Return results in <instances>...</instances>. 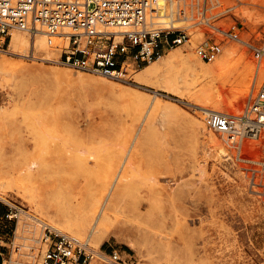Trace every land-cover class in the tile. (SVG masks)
Returning <instances> with one entry per match:
<instances>
[{"label":"rangeland","instance_id":"obj_1","mask_svg":"<svg viewBox=\"0 0 264 264\" xmlns=\"http://www.w3.org/2000/svg\"><path fill=\"white\" fill-rule=\"evenodd\" d=\"M218 1L229 8L218 25L227 30L236 26L244 41L264 43V0ZM188 33L189 42L163 51L156 65L131 60L140 68H133L129 78L147 66L172 74L168 82L154 78L143 86L75 70L58 63L57 52L52 61H43L31 47L14 54L8 40L0 52V252L6 264H43L56 235L94 250L128 249L142 264H171L164 253L169 249L186 263L263 264L264 131L261 139L245 138L244 147L231 145L208 130L205 110L196 103L241 114L264 82V58L240 42L225 40L222 55L203 62L195 51L209 30L195 26ZM22 34L31 42L40 36ZM230 50L236 53L227 79L234 84L226 89L233 90L224 104L207 101L201 91L209 89L210 69ZM180 55L191 56L205 74L201 82L185 69ZM4 60L10 63L7 69ZM62 69L70 78L54 76ZM249 76L254 77L251 91L243 93ZM223 81L216 77L214 85L222 88ZM134 91L138 95L133 97ZM159 99L169 110L149 109ZM210 136L221 145H212ZM36 166L43 171L35 177L36 185L54 184L56 191L15 190L16 184L30 183L27 173ZM73 182L86 184L87 191L71 195L61 190ZM113 183L118 193L108 210V235L104 225L93 231L92 224L101 204L110 203V196L105 197ZM45 233L51 235L48 242ZM143 244L163 253L150 260ZM89 264L100 263L94 259Z\"/></svg>","mask_w":264,"mask_h":264},{"label":"built area","instance_id":"obj_2","mask_svg":"<svg viewBox=\"0 0 264 264\" xmlns=\"http://www.w3.org/2000/svg\"><path fill=\"white\" fill-rule=\"evenodd\" d=\"M229 12L218 0H0V52L12 31L45 34L49 45L64 39L58 63L75 70L123 80L129 60L151 64L163 51L189 42L188 31L209 30L196 48L203 62L223 53L225 40L240 42L256 58H264V43L244 41L236 26L227 30L218 23ZM205 124L231 145L245 138L261 139L264 131V82L241 114L208 113ZM51 235L45 233V242ZM1 247V243H0ZM142 264L130 250L107 247L94 250L63 235L55 236L43 264ZM264 264V258H263Z\"/></svg>","mask_w":264,"mask_h":264},{"label":"bare ground","instance_id":"obj_3","mask_svg":"<svg viewBox=\"0 0 264 264\" xmlns=\"http://www.w3.org/2000/svg\"><path fill=\"white\" fill-rule=\"evenodd\" d=\"M15 32H20V31H12L11 32V35H12V38H11V41H10V45H9V48L13 51L14 54H23L24 52H27V50L29 49V47H31V50L32 51H35L37 54H41L42 55V59L43 61L44 60H49V61H52L53 59V53L57 52L58 53V56L60 57L61 55V49L63 47V40L59 39L57 40V42L55 43V45L51 46L49 45V42H48V39L46 38L45 34L42 33V32H39L38 34L40 36H36L34 38V41L31 42L30 39L28 37H26L25 35H23L22 33H15ZM66 45H67V42H66ZM33 52V58H37L35 56V54ZM235 51L234 50H230V51H227V56H225L226 58L224 60H221V61H218L214 67H212L210 69V73L212 74V78H211V81L208 82V86H209V89L207 91L203 90L201 92H203L202 96L207 100V101H217L216 99H219L218 101H221L222 103L227 99V97L229 96L228 95V92L229 91H232L233 88H230L229 90L226 89V86L227 85H231V87H233V84L234 83H229L230 80H228V75H229V72H230V69H231V60H232V57L235 55ZM162 58V56H160L158 59H156L155 61L152 62V64L156 65L160 59ZM173 58V57H172ZM182 65L185 67V69L187 71H189L190 73H192L196 79L200 80L201 82V79L205 76V74L201 71H198L197 68L194 67L193 65V60L191 59V56L190 58L188 57H185V55H180L179 57ZM171 61V60H170ZM55 62V61H54ZM173 62V61H172ZM169 63V62H168ZM2 66L4 69H7L10 67V63L7 61V60H4L3 63H2ZM133 68H140L138 67V65L136 63H134L133 61L129 60L126 62V64L124 65V70H123V73H124V77H123V80L125 82H132V84L136 85V86H143L145 84H148L150 83L154 78L157 80H162V81H165V82H168L170 80L173 79L172 77V74L170 71H167V72H164V73H160V69L158 67H153L151 68L150 66H147L145 67L144 69H142L141 71H137V72H133L129 78V74H130V71L133 69ZM56 69V68H55ZM139 72V73H138ZM142 72V73H140ZM232 73V72H231ZM70 74V73H69ZM69 74L64 71L63 69L62 70H56L54 72V76L57 77L58 79H64V78H67L69 76ZM223 78L224 81H223V87H219L217 85H214V80L215 78ZM254 78V77H253ZM251 76L247 77L246 80H245V85L243 86V90L242 92L243 93H249L251 91V87H252V79H253ZM240 79H237V81L239 82ZM206 81V79H205ZM236 82V81H235ZM254 82V81H253ZM64 83V82H63ZM205 85V84H204ZM254 87V86H253ZM253 89V88H252ZM115 93L118 94V90H115ZM199 93H200V90H199ZM201 94V93H200ZM135 95H138L137 92H133V97ZM198 96V95H197ZM249 96V95H248ZM202 99V98H201ZM197 100H200V97L197 99ZM203 100V99H202ZM201 100V101H202ZM132 102H136V98H132L131 99ZM217 101V102H218ZM164 101L162 99H159L158 101H152V103L150 104V108L149 109H153V110H160V109H168L169 105H167L168 103L165 104V102L163 103ZM200 103V101H199ZM212 103V102H211ZM170 104V103H169ZM224 104V103H223ZM173 105V104H172ZM196 105L198 107H201L202 109L205 110V114L207 115L208 113H227L228 109L226 107H221V106H218V105H215L213 108H211V106L209 107L208 105H199L198 103H196ZM175 109L176 111H178L179 113L183 114L181 112V107L179 105H176L175 104ZM169 110V109H168ZM178 114V113H177ZM175 114V116L177 115ZM169 115V114H168ZM205 115V116H206ZM180 116V115H179ZM197 121V120H196ZM197 127V125H195ZM199 126V125H198ZM209 142L212 144V145H221V143L219 142V140L217 139V137L215 136H210L209 138ZM244 143V140L243 142ZM241 142L240 144L243 145ZM245 145H243L244 147ZM243 149V148H242ZM45 154V153H44ZM128 155V154H127ZM38 158V157H37ZM36 162H37V159H36ZM38 164V163H36ZM4 165V164H3ZM33 166V165H32ZM46 167V166H45ZM33 169V168H32ZM29 170L28 173H27V176L26 178L29 180L30 183L26 182V185H19V184H16V188L15 190L17 191H23V192H26V191H37L38 193H46V192H54L57 190L56 186L53 184V185H47L45 187H42V186H38L36 185V180L37 178H35L37 175H40L43 171L42 169L39 167V166H36L33 170ZM7 174V173H6ZM2 175V173H1ZM59 176H62V175H59ZM64 177V176H63ZM70 177V176H69ZM4 178V177H3ZM46 178V177H45ZM67 179V177H65ZM73 178V177H72ZM0 179H2V177H0ZM64 178H62L63 180ZM69 180V179H68ZM65 181V179H64ZM16 182V181H15ZM7 183L10 185L13 184L12 181H7ZM1 184V183H0ZM8 186V185H7ZM1 187V185H0ZM3 187V186H2ZM11 188V186H10ZM9 188V190H10ZM5 189V188H4ZM61 189V188H60ZM88 187L86 184H81L79 182H73L71 185L69 186H66L65 188H62L61 190H63V192L65 193H68V194H71V195H76V194H81L82 191H87ZM115 185L114 183L111 184L110 187H108L107 189V195L105 197V199L110 196L111 200H110V203L108 205H106L105 203L101 204L102 207L100 206V211L96 217V219L94 220V223L92 224V230L95 231L97 228H100L102 227L103 225L105 226V224H107V222L109 221V218H110V215H109V212L108 210H110V208L114 205V200H115V197L118 193V189L115 191ZM6 190V189H5ZM90 190V189H89ZM2 192V191H1ZM49 192V193H50ZM4 194V193H3ZM8 194V193H7ZM43 195V194H42ZM8 196V195H7ZM51 196V195H50ZM6 197V195H5ZM81 197V196H80ZM49 199V197H48ZM82 199V198H81ZM81 199L79 201H81ZM108 199V198H107ZM5 200V199H4ZM34 202V201H33ZM37 202V201H36ZM64 202V201H63ZM83 202V201H82ZM30 203V202H29ZM43 203V202H42ZM81 203V202H80ZM44 204V203H43ZM65 204V202H64ZM75 204V203H74ZM84 204L86 203H83L82 207L84 206ZM60 205V204H58ZM59 208H61L60 206H58ZM63 205V204H61ZM68 205V203H67ZM72 205V203H71ZM81 205H79L81 207ZM106 205V207H105ZM52 206V205H51ZM56 206V204H55ZM64 206V205H63ZM69 206V205H68ZM75 206V205H73ZM67 207V206H66ZM81 207V211L84 210L83 208ZM68 208V207H67ZM36 209V208H35ZM71 209V208H70ZM68 209V210H70ZM78 209V208H77ZM62 210V209H61ZM79 210V209H78ZM72 211V209L70 210ZM68 211V212H70ZM58 212V211H57ZM57 212H55L56 214H58ZM84 212V211H83ZM82 212V213H83ZM67 213V212H65ZM77 213V212H75ZM72 214V212H71ZM69 215V214H68ZM67 216V215H65ZM70 217L72 215H69ZM68 217V218H70ZM85 217V216H84ZM95 217V216H94ZM64 219V218H63ZM66 219V217H65ZM72 219V218H70ZM77 219H79L77 217ZM111 219V218H110ZM67 220V219H66ZM69 220V219H68ZM77 221V220H76ZM112 221V220H111ZM45 225V224H44ZM60 226V225H59ZM82 226V225H81ZM85 226V225H84ZM108 226V224H107ZM23 228H25L24 230L27 231V232H30V233H33V231L30 230L29 228V225H24L22 226ZM90 227V226H89ZM106 227V226H105ZM114 227V226H113ZM108 230L106 231V233L110 234L111 231L108 227H106ZM99 231V230H98ZM110 231V232H109ZM19 232V231H18ZM35 232V231H34ZM97 232V231H96ZM23 233V232H22ZM108 234V235H109ZM144 245V244H143ZM127 246L130 247L132 250L134 251H139V246L136 245L135 243H127ZM145 247H149V244H145L144 245ZM142 247V246H141ZM171 250H167V251H164L165 253V256L167 257V259L169 261H171V264H193V262L191 263H186V262H183L181 259L179 258H173V256H171V253L170 252ZM163 253V251H161L160 249L158 248H148V256L149 258H151L150 260H152L154 258V255L156 253L160 254V253ZM205 255V254H204ZM161 256V255H160ZM162 257V256H161ZM160 257V258H161ZM159 258V259H160ZM158 259V260H159ZM187 260V259H186ZM194 260V259H193ZM157 261V260H156ZM159 262V261H158ZM195 263V262H194Z\"/></svg>","mask_w":264,"mask_h":264},{"label":"crops","instance_id":"obj_4","mask_svg":"<svg viewBox=\"0 0 264 264\" xmlns=\"http://www.w3.org/2000/svg\"><path fill=\"white\" fill-rule=\"evenodd\" d=\"M7 260L5 258V255L0 252V264H6Z\"/></svg>","mask_w":264,"mask_h":264}]
</instances>
